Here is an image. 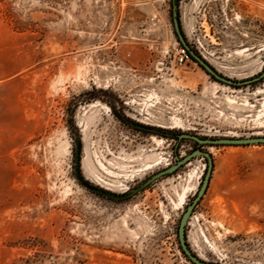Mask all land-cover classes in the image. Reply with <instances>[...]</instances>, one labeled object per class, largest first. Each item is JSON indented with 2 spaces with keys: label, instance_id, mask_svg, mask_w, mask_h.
<instances>
[{
  "label": "rangeland",
  "instance_id": "374dc122",
  "mask_svg": "<svg viewBox=\"0 0 264 264\" xmlns=\"http://www.w3.org/2000/svg\"><path fill=\"white\" fill-rule=\"evenodd\" d=\"M177 15L221 74L264 70V0H177ZM179 44L172 0H0V77L19 75L35 123L19 174L11 184L0 174V264H192L177 228L205 158L129 199L91 189L140 186L199 148L183 133L264 135V76L219 82L192 58L177 66ZM201 149L213 168L186 225L189 247L209 261L264 264V143Z\"/></svg>",
  "mask_w": 264,
  "mask_h": 264
},
{
  "label": "water",
  "instance_id": "95a60500",
  "mask_svg": "<svg viewBox=\"0 0 264 264\" xmlns=\"http://www.w3.org/2000/svg\"><path fill=\"white\" fill-rule=\"evenodd\" d=\"M172 21H173V27H174V33L177 36L178 41L181 45L186 47L192 57V59L198 63L202 69L208 73L212 78L215 80L226 83L233 86H240L248 83H252L257 81L259 78L264 76V70L257 76L244 79V80H234L229 77L224 76L219 71H217L210 63H208L204 57L200 55V53L196 52L194 49L190 47V45L187 43L183 32L180 27V23L178 20L177 15V3L175 1L172 2ZM179 138H187L191 139L192 141H195L198 145H247V144H259L264 143V135H250V136H234V135H223V136H215V137H200L195 134L191 133H183L178 135ZM78 152L79 147H76L75 149V158L78 159ZM195 156H200L206 159V170L203 174L201 183L199 185V188L197 192L195 193L193 199L190 203H188L182 212V215L179 219L178 228H177V239L180 246V250L183 252V254L187 257V259L192 264H223L221 262L217 261H209L206 259L201 258L198 254L194 253L192 249L189 247V244L186 239V225L188 223V219L190 218L192 212L194 211V208L204 195L209 181L211 177V172L213 168V159L211 154L201 148H195L188 154L184 156H175V163L167 165L165 168L153 173L150 177H148L140 186L135 187L133 189H130L129 191L122 192V193H116L107 189H104L102 187L97 186H91V189L107 198L116 199V200H125L129 199L130 197L134 196L136 193H138L143 187L151 183L152 181L166 175H170L174 173L181 165L186 164L191 161Z\"/></svg>",
  "mask_w": 264,
  "mask_h": 264
},
{
  "label": "crops",
  "instance_id": "0c3cea01",
  "mask_svg": "<svg viewBox=\"0 0 264 264\" xmlns=\"http://www.w3.org/2000/svg\"><path fill=\"white\" fill-rule=\"evenodd\" d=\"M20 81L17 73L0 77V174L9 175L10 184L19 174V154L35 132L34 120L26 117L21 102Z\"/></svg>",
  "mask_w": 264,
  "mask_h": 264
},
{
  "label": "built area",
  "instance_id": "2783aa9c",
  "mask_svg": "<svg viewBox=\"0 0 264 264\" xmlns=\"http://www.w3.org/2000/svg\"><path fill=\"white\" fill-rule=\"evenodd\" d=\"M191 58L192 57L186 47L181 44L176 47V55L174 61L177 66H182L186 64L188 61L191 60Z\"/></svg>",
  "mask_w": 264,
  "mask_h": 264
},
{
  "label": "flooded vegetation",
  "instance_id": "af4514ba",
  "mask_svg": "<svg viewBox=\"0 0 264 264\" xmlns=\"http://www.w3.org/2000/svg\"><path fill=\"white\" fill-rule=\"evenodd\" d=\"M225 76V75H224ZM227 77V76H226ZM195 142V141H194ZM196 143V142H195ZM196 145L199 147V148H204V146L205 145H198L197 143H196Z\"/></svg>",
  "mask_w": 264,
  "mask_h": 264
},
{
  "label": "bare ground",
  "instance_id": "6f19581e",
  "mask_svg": "<svg viewBox=\"0 0 264 264\" xmlns=\"http://www.w3.org/2000/svg\"><path fill=\"white\" fill-rule=\"evenodd\" d=\"M230 101H231V100H230ZM184 195H185L184 193H183V194H181V196H180V199H181V200H183V199H184Z\"/></svg>",
  "mask_w": 264,
  "mask_h": 264
},
{
  "label": "trees",
  "instance_id": "16d2710c",
  "mask_svg": "<svg viewBox=\"0 0 264 264\" xmlns=\"http://www.w3.org/2000/svg\"><path fill=\"white\" fill-rule=\"evenodd\" d=\"M173 1H175L176 3H177V0H172V2ZM177 41H178V39H177ZM179 42V41H178ZM202 68V67H201ZM208 74V73H207ZM98 194V193H97ZM98 195H100V194H98ZM102 196V195H101ZM111 199V198H110ZM179 248H180V246H179Z\"/></svg>",
  "mask_w": 264,
  "mask_h": 264
}]
</instances>
